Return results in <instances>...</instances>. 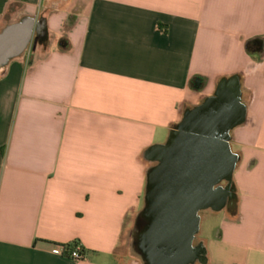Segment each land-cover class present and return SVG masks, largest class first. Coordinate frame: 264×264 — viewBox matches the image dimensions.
<instances>
[{
	"label": "crops",
	"instance_id": "1",
	"mask_svg": "<svg viewBox=\"0 0 264 264\" xmlns=\"http://www.w3.org/2000/svg\"><path fill=\"white\" fill-rule=\"evenodd\" d=\"M25 16L46 40L0 72V264H142L151 150L231 79L233 198L187 264H264V0H0V31Z\"/></svg>",
	"mask_w": 264,
	"mask_h": 264
},
{
	"label": "flooded vegetation",
	"instance_id": "2",
	"mask_svg": "<svg viewBox=\"0 0 264 264\" xmlns=\"http://www.w3.org/2000/svg\"><path fill=\"white\" fill-rule=\"evenodd\" d=\"M233 90L234 79L221 84L212 100L190 111L188 115L199 109H210L216 101L221 100L220 102L223 101L222 103H224L223 96L228 97L231 101ZM182 125L167 147H156L150 153L151 158L155 160V164L149 170L147 206L141 214L142 224L135 230L134 242V248L142 257L144 264H178L182 261H188L187 263H189L194 259H202L204 246L199 242L195 243L194 238L189 243L188 254H179L178 246H173V251L170 254L172 259L168 260V255L162 257V239L161 245L158 246L153 239V230L155 229L153 227L157 218H160L161 221L163 217L182 219L185 221L184 223L190 225L192 217H194V209L197 206H201V209L206 206H217L227 197L233 198L231 183H226V180H221V175L219 176L221 170L222 172L227 171L232 166L234 159L236 160V156L228 153L227 139L216 138L209 133L206 135L190 133L192 137L180 138L179 136L186 132ZM201 138L210 142L207 144L202 142L198 148H195L193 146L195 145L194 142H198ZM177 140L185 141L183 145L190 142L193 146L190 149L191 154L203 157L200 163L194 159L190 170V178L182 176L181 163H178L180 162L178 156L180 147H178V142L176 143ZM222 183H225V186H222ZM157 189L161 192V198L159 199L153 198V193ZM171 189L174 197L170 198L168 195L171 194ZM215 192L216 195H214ZM156 201L158 204H156ZM165 208L170 209V211H164ZM186 228L185 225L182 230H187ZM160 234L162 238V229Z\"/></svg>",
	"mask_w": 264,
	"mask_h": 264
},
{
	"label": "water",
	"instance_id": "3",
	"mask_svg": "<svg viewBox=\"0 0 264 264\" xmlns=\"http://www.w3.org/2000/svg\"><path fill=\"white\" fill-rule=\"evenodd\" d=\"M41 33V24H36L35 19L29 16L23 17L21 20L8 24L0 31V71L4 69L8 63L19 56H21L32 44L34 47L37 45V40L34 34ZM232 80V79H231ZM223 82L222 84H224ZM228 97L223 96L224 103L216 101L212 104L210 109H199L190 113L183 125L182 128H185V133L181 134V138H190L192 135L190 133H198L199 135L212 134L213 137L227 139V149L228 153L234 155L229 146V136L230 130L240 123L243 120L244 109L240 104V83L237 80H234V91L231 97V101L226 99ZM227 103V104H226ZM226 104V105H225ZM179 138V139H180ZM198 140V139H197ZM215 141V140H214ZM178 147H180L179 161L181 163V173L182 176L189 177L191 176L190 170L193 165L194 159L197 162H201L203 157L199 155H192L191 148L193 146L198 148L202 142L209 143L207 139H200L198 142H194L195 145H191L190 142L185 143V141L177 140ZM171 143V142H170ZM193 144V143H192ZM192 146V147H190ZM162 147V146H158ZM235 159L232 166L227 170L219 172V176L226 181L232 179V174L234 170ZM149 188V182L147 181V189ZM190 189V187H188ZM172 190V189H171ZM169 193L168 197H174V193ZM161 192L156 190L153 193V198H161ZM216 195V192L214 193ZM156 204L158 202L156 201ZM201 210V206H197L194 209V217H192L190 225L184 223L182 219L175 218H157L153 228L154 232V243L161 245L162 239V257L168 255L167 259L171 260L172 256L170 255L172 247L178 246L179 254L186 255L188 254L189 243L193 240L194 236L198 232L199 227V217L198 212ZM164 211H170V209L165 208ZM187 226V230H182L183 226ZM162 229V238L160 231ZM159 232V233H158ZM178 233V234H177ZM177 236V237H176ZM163 259V258H162ZM188 261H182L178 264H187Z\"/></svg>",
	"mask_w": 264,
	"mask_h": 264
},
{
	"label": "rangeland",
	"instance_id": "4",
	"mask_svg": "<svg viewBox=\"0 0 264 264\" xmlns=\"http://www.w3.org/2000/svg\"><path fill=\"white\" fill-rule=\"evenodd\" d=\"M30 51H31V49L30 50L27 49L26 53H30ZM232 148L233 149H238L236 145L232 146ZM145 203H146V200L144 199V203L141 205V209L143 211L145 210V208L147 206V204H145ZM210 215H211V213H210L209 210H206V209L199 210L198 217H199V219L201 221V223H200L201 227H200V231L196 234V236L194 238L195 243H198L201 240L209 239V237H210L209 233H211L209 229L211 228V226L213 224V221L209 217ZM141 221H142V218L140 216L137 219V221H136V224H135L136 228L137 227L139 228L141 226V224H142ZM133 241H132V245L135 242V241L134 242ZM130 244H131V242L129 241L127 248L126 247H123V248L121 247V248L124 249L125 251H127L130 255H134V257H138V259H140L139 258V256H140L139 253L135 250L134 247H130ZM129 254H126V255H129Z\"/></svg>",
	"mask_w": 264,
	"mask_h": 264
},
{
	"label": "built area",
	"instance_id": "5",
	"mask_svg": "<svg viewBox=\"0 0 264 264\" xmlns=\"http://www.w3.org/2000/svg\"><path fill=\"white\" fill-rule=\"evenodd\" d=\"M55 252L74 261H82L85 259L84 248L79 242L73 247L68 246V244L58 246Z\"/></svg>",
	"mask_w": 264,
	"mask_h": 264
},
{
	"label": "trees",
	"instance_id": "6",
	"mask_svg": "<svg viewBox=\"0 0 264 264\" xmlns=\"http://www.w3.org/2000/svg\"><path fill=\"white\" fill-rule=\"evenodd\" d=\"M36 40H37V44H38V43L45 42V40H46V34L44 33V34H40V35H38V36L36 37ZM256 41H258V40H249V41L247 42V48H248V50H250V49L252 48V45H253ZM63 43H64V39L62 38V39H60V44L63 45ZM174 133H175V132L172 133V138H173V136H174ZM77 243H78V242L76 241V242H73V243H71V244H68V246L73 247V246H74L75 244H77Z\"/></svg>",
	"mask_w": 264,
	"mask_h": 264
}]
</instances>
